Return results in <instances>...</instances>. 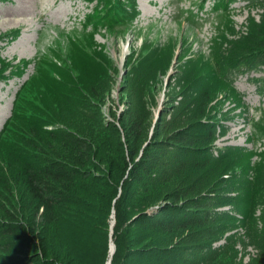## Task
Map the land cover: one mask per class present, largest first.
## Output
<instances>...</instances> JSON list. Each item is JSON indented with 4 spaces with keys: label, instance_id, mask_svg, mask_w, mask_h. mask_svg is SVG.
Segmentation results:
<instances>
[{
    "label": "rangeland",
    "instance_id": "obj_1",
    "mask_svg": "<svg viewBox=\"0 0 264 264\" xmlns=\"http://www.w3.org/2000/svg\"><path fill=\"white\" fill-rule=\"evenodd\" d=\"M262 41L264 0H0V220L15 213L28 226L18 176L36 148L60 149L49 133L92 136L91 168L109 190L135 123L139 159L157 164L132 217L173 205L171 215L194 209L202 221L158 241L137 225L134 248L179 252L189 264H264ZM179 132L191 142H178ZM88 200L92 216L62 221L63 240L74 264H110L114 212ZM93 224L101 230L91 235Z\"/></svg>",
    "mask_w": 264,
    "mask_h": 264
},
{
    "label": "trees",
    "instance_id": "obj_2",
    "mask_svg": "<svg viewBox=\"0 0 264 264\" xmlns=\"http://www.w3.org/2000/svg\"><path fill=\"white\" fill-rule=\"evenodd\" d=\"M260 47L261 51L255 53H262L264 58V45ZM223 58L216 61L222 72L225 71L221 66ZM192 101H195L194 98ZM208 127L207 132L211 135L212 126L209 124ZM113 128L116 130L114 125ZM126 133L128 145L124 148L120 142L118 153L121 167L116 172L114 180L109 182V190L101 188L103 176H97L91 168L99 158L97 142L91 138L92 136H78L73 130L65 129L60 133H49L48 135H54L52 138L61 143L60 149L47 143L49 152L40 146L34 153H29L30 155L24 158L22 173L20 172L18 180L24 187L26 197L23 201V210L31 216V220L27 226V221L10 212L8 215L10 220H0V264H74L75 259L71 258L73 254L69 250L72 244L63 240L61 222L69 221L75 226L80 224L82 226L85 217L89 219L92 216V211L88 209V198H92L94 203L103 201V211L107 215L115 212L113 236L116 250L112 261L109 259L110 264H133L131 261L136 258H140L141 261L148 260L152 262L151 264H189L179 252L162 251L157 247L151 248V251L134 248L142 239L137 238L139 233L133 231L137 225L144 226L150 236H156L155 240L158 241L160 236L174 235L186 226L201 223L202 219L194 216L191 212L194 209L190 211V207L185 208L182 205L180 207L190 211L188 215L183 214L184 216L179 217L171 215L168 210H172L169 207L173 205H164L161 206L163 212L157 215L142 213L132 217L130 213L134 203H144L149 199L151 186L154 184L152 172L157 162L152 161L153 157L151 162L147 160L148 157L144 160L139 159L138 147L143 133L138 124L130 125ZM186 135L179 132L176 136L177 141L189 144L191 141ZM135 184L143 186L144 193L139 198ZM205 205L204 202L195 201L194 206L202 209ZM93 219L96 220L95 216ZM253 219L255 218L252 217ZM92 226L101 230L98 224H93L85 231L87 233L93 231ZM90 234L94 235V232ZM92 242L91 238L88 239L83 249L86 248L90 252ZM105 248L100 254V259ZM99 264H104L102 259Z\"/></svg>",
    "mask_w": 264,
    "mask_h": 264
},
{
    "label": "bare ground",
    "instance_id": "obj_3",
    "mask_svg": "<svg viewBox=\"0 0 264 264\" xmlns=\"http://www.w3.org/2000/svg\"><path fill=\"white\" fill-rule=\"evenodd\" d=\"M125 52H127V50H126V48L124 47V48H123V54H125ZM110 250H111V244H110ZM113 250H114V242H113L112 255H113ZM112 255H111V261H112V257H113ZM111 264H112V263H111Z\"/></svg>",
    "mask_w": 264,
    "mask_h": 264
},
{
    "label": "water",
    "instance_id": "obj_4",
    "mask_svg": "<svg viewBox=\"0 0 264 264\" xmlns=\"http://www.w3.org/2000/svg\"><path fill=\"white\" fill-rule=\"evenodd\" d=\"M114 216H115V212H114V215H113V217H114ZM113 225H114V222H113ZM115 250H116V247H115V245H114L113 254H114ZM112 256H113V255H112Z\"/></svg>",
    "mask_w": 264,
    "mask_h": 264
}]
</instances>
